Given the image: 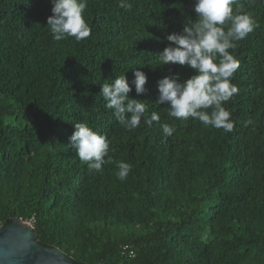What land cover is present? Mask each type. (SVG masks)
Instances as JSON below:
<instances>
[{"label":"trees","instance_id":"1","mask_svg":"<svg viewBox=\"0 0 264 264\" xmlns=\"http://www.w3.org/2000/svg\"><path fill=\"white\" fill-rule=\"evenodd\" d=\"M128 2L87 0L91 34L76 42L52 38L50 0H0V226L30 222L73 264H264V0H237L258 26L229 50L239 68L228 133L152 103L160 79L194 74L156 57L196 19L193 0ZM135 70L148 78L139 97ZM124 74L159 123L129 131L106 108L101 85ZM76 123L111 141L102 170L76 156ZM120 162L131 165L123 181Z\"/></svg>","mask_w":264,"mask_h":264},{"label":"clouds","instance_id":"2","mask_svg":"<svg viewBox=\"0 0 264 264\" xmlns=\"http://www.w3.org/2000/svg\"><path fill=\"white\" fill-rule=\"evenodd\" d=\"M50 3L52 15L47 18L46 28L55 41L72 37L80 42L90 36L91 29L83 15L87 0H50ZM119 7L130 10L132 4L119 0ZM192 10L196 19L189 20L182 32L167 35L169 46L156 57L162 66L179 65L193 70L194 74L187 79H181L179 73L160 79L156 89L158 98L152 103L166 105L168 116L181 122L191 118L205 127L228 133L233 130L234 122L224 105L238 92L231 81L239 68V61L229 50H235L238 42L258 25L251 15L242 11L237 0H193ZM133 75L131 84L137 96H142L148 78L139 70ZM132 90L124 74L102 84L99 94L107 101L106 108L112 109L117 121L129 131L140 127L142 119L148 126L159 123L160 115L155 111L148 114L145 101L129 97ZM73 126L70 143L76 156L89 168L102 170L103 165L111 162V141L85 123ZM160 127L166 137L175 131V126L168 123H161ZM117 169L115 175L123 181L131 165L120 162Z\"/></svg>","mask_w":264,"mask_h":264},{"label":"water","instance_id":"3","mask_svg":"<svg viewBox=\"0 0 264 264\" xmlns=\"http://www.w3.org/2000/svg\"><path fill=\"white\" fill-rule=\"evenodd\" d=\"M0 264H73L58 247L42 245L27 222L13 218L0 226Z\"/></svg>","mask_w":264,"mask_h":264},{"label":"built area","instance_id":"4","mask_svg":"<svg viewBox=\"0 0 264 264\" xmlns=\"http://www.w3.org/2000/svg\"><path fill=\"white\" fill-rule=\"evenodd\" d=\"M27 223L28 225L31 224L30 222ZM121 254L125 259H133L136 256L135 249L129 244H124L121 246Z\"/></svg>","mask_w":264,"mask_h":264},{"label":"rangeland","instance_id":"5","mask_svg":"<svg viewBox=\"0 0 264 264\" xmlns=\"http://www.w3.org/2000/svg\"><path fill=\"white\" fill-rule=\"evenodd\" d=\"M28 224V223H27ZM31 227H32V225L31 224H29Z\"/></svg>","mask_w":264,"mask_h":264}]
</instances>
